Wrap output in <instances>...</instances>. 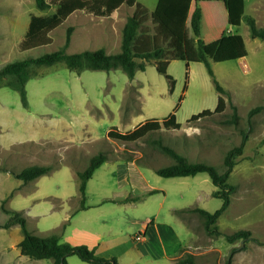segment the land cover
Masks as SVG:
<instances>
[{
	"label": "rangeland",
	"instance_id": "1",
	"mask_svg": "<svg viewBox=\"0 0 264 264\" xmlns=\"http://www.w3.org/2000/svg\"><path fill=\"white\" fill-rule=\"evenodd\" d=\"M48 1L50 6L40 10L35 6L34 0H21V4H18L17 0H0V65L9 60L38 55L61 47L68 26H72L70 34L72 40L66 48L69 53L98 47H104L111 53L119 51L120 34L115 35L111 32L108 38L101 41L90 40L84 35L83 25L94 24L99 18L98 15L85 10H76L67 22L63 21L61 25L50 30L52 40L47 44L21 49L19 40L27 28L29 14H51L57 0ZM137 1L146 6L148 15H152L150 26L153 36L148 42L135 41L133 48L143 51L152 45L162 46L166 52L165 56L170 59L167 72L173 77V86L170 89L168 79L157 71L153 62H149L144 70L137 71L134 83L138 85L139 93L135 87H129L123 99V112L127 109L133 111V119L119 127L127 131L132 129L135 123L146 118L162 119L172 112L175 113L181 126L178 129L162 127L152 130L134 141L105 139L106 142H97L92 153L105 152L103 150L105 148L112 156L115 154L135 158L138 163L150 166L152 170L148 172L151 174V179L154 177L160 181L159 183L168 185L175 179L158 175L154 168L171 164L174 159L163 153L153 140L160 138L164 144L182 154L188 161H204L214 165L218 172H223L225 153L240 143L242 133L245 132L247 138L242 152L235 157V164L227 178V182L233 186L230 202L214 222L219 234L207 233L202 216L194 210H185L192 236L190 239L189 235H181V244L176 251L180 255L174 258L172 263L177 264L178 260L187 257L194 264H226L231 250L236 247L237 249L231 254L229 264H264V40L251 37L244 17L238 26H234L238 33L244 36L246 42L247 55L244 57V62L240 59L211 61L215 77L229 93L223 94L224 109L195 120H187L192 114L204 108L214 109L218 93L204 64L197 56L196 38L190 24L187 23L183 32L179 23H167L157 12L162 10L161 7H166V4H190V0ZM192 4H204L201 37L205 42L216 39L225 33L226 28L233 27L228 22L221 0H195ZM120 9L114 17L115 23L119 20L117 18L129 8L123 5ZM244 14L253 16L256 25L264 27V0H244ZM136 17L140 28H143L144 18L142 19L138 13ZM101 22V28L106 30L109 21L103 19ZM146 24L149 23L146 21ZM169 30L175 32L171 38L168 35ZM58 64L60 71L68 72L63 63ZM35 66H31L34 71L37 70ZM116 72H121L120 76L114 77L118 87L128 77L120 70ZM7 80L8 78H4L0 83H6ZM94 80L98 81L99 78L96 77ZM232 105L236 108L235 121L229 120L233 113ZM257 105H262V108L248 115L249 109ZM109 123L118 124V120L99 121L94 126L89 125V128L94 135H102ZM22 124L23 122H21V133L25 134ZM44 145L38 148L40 152L37 151L38 155L34 158L45 159L44 156L54 154L49 150L51 147L55 150V145L52 143H44ZM23 148L30 152L33 150L30 145ZM21 155V163L18 164L15 159L10 160L8 152L6 154L0 151V257L12 258V264L19 262L17 259L21 257L17 244L22 238V233L18 223L3 227L9 218V213L2 210V203L4 207L18 210L17 213L23 215L26 220L27 229L34 234L45 235L55 231L63 220V211L58 208L50 210L52 203L47 199L64 190L63 177L53 171L49 175L26 182L15 178L13 173L19 171L31 159H27L26 153ZM6 169L10 172H6ZM181 183L183 189L191 191L186 192L187 195L181 205L192 204L210 212L221 206L222 199L211 194L216 186L207 173L199 172L194 176H184ZM165 188L169 194L177 192L171 191L169 185ZM238 229L249 230L251 237L244 243L240 239L228 242L224 234ZM123 239L132 240L126 233L123 238L119 237V243ZM123 251L121 245H118L117 254L113 256L116 264H141L147 261L150 264H165L166 262L163 259L152 261L147 257L136 258ZM32 261L36 264L39 262L54 264L51 258L40 261L32 259ZM66 264L95 263H88L76 254H70L66 256Z\"/></svg>",
	"mask_w": 264,
	"mask_h": 264
},
{
	"label": "crops",
	"instance_id": "2",
	"mask_svg": "<svg viewBox=\"0 0 264 264\" xmlns=\"http://www.w3.org/2000/svg\"><path fill=\"white\" fill-rule=\"evenodd\" d=\"M193 1L195 0H190V4H166V7H161L162 10L157 8V14L167 23H179L184 32L187 23L190 24V16L196 5L192 4ZM17 2L21 4V0ZM123 5L129 9L119 16L117 18L119 20L115 23L114 17ZM198 5L201 9V31L205 9L204 4ZM75 11H72L64 21L67 22ZM136 12L146 20L143 19L145 23L143 28H140L138 23L133 45L135 41L148 42L153 36L150 26L152 15H148L146 6L139 4L137 0L131 6L121 3L109 15H98V20L95 23L92 22L94 24L83 25V33L90 40L101 41L113 32L115 35L120 34L121 40V28L126 16L137 14ZM155 16L157 17L156 14ZM103 19L109 21L106 30L101 28ZM146 21L149 24H146ZM234 32H238L234 26L228 27L219 37ZM174 34V31L169 30V38ZM241 36L245 43L246 54L237 59L244 62L247 46L244 36L242 34ZM71 40L72 36L69 44ZM165 53L162 47L160 58L167 60L169 64L170 59L165 56ZM149 62L154 63V60L146 61L145 67ZM58 63H63L68 72L60 71ZM35 67L37 70L34 71L31 68V77L25 82V105L17 90L0 83V151L6 154L8 152L10 160L15 159L18 164L21 163V153H26L27 159H31L27 160V164L22 168L34 164H50L52 170L44 175L55 171L63 177L64 190L47 198L52 203L50 210L58 208L63 211V220L60 225L67 221L60 235L61 240L72 245L85 244L94 248L95 254L105 258L116 256L117 247L121 245L123 252L134 255L136 258L147 257L152 261L163 259L166 260L165 264H173L172 260L180 255L176 251L181 244V235H189L190 239L192 236V231L187 224V212L181 210L195 206L181 205L187 195L186 192H191L180 186L184 176L172 177L175 180H171L168 185L172 188L171 191L177 192L169 194L165 188L168 185L159 183L160 181L154 177L151 179V174L148 172L151 169L150 166L138 163L135 158L115 154L112 156L107 149L103 148L107 158L87 180L84 207H80L77 172L86 167L89 157L95 153L92 152L97 142L116 140L106 135L111 126H116L120 131H126L119 125L124 126L130 122L133 119V111L127 109L123 112V99L129 87H135L139 93L134 77L141 69H136L133 76L129 77L120 67L70 69L62 61ZM118 70L124 72L128 79L126 78L116 87L114 77L121 75V72H116ZM96 77L99 78L98 81L94 80ZM110 119L118 120V124L109 123L104 134L94 135L90 131L89 125L94 126L99 121L105 122ZM144 120L135 123L134 127ZM21 122H23L25 134L21 133ZM44 143H52L56 146L55 150L53 147L49 150L54 154L44 156L45 159L34 158L38 155L37 151L40 152L38 148H41V145L45 146ZM29 145L33 149L32 152L23 148ZM5 171L10 172L8 169ZM138 232L142 234L140 239L134 237ZM125 233L132 240L124 241L123 239L119 243V237L123 238ZM32 259L21 253V257L17 259L19 262L16 264H36ZM43 259L48 258L33 260ZM51 259L54 263L53 258ZM11 261L10 257H0V264H12ZM141 264L150 263L147 261Z\"/></svg>",
	"mask_w": 264,
	"mask_h": 264
},
{
	"label": "trees",
	"instance_id": "3",
	"mask_svg": "<svg viewBox=\"0 0 264 264\" xmlns=\"http://www.w3.org/2000/svg\"><path fill=\"white\" fill-rule=\"evenodd\" d=\"M227 12V18L232 26H238L245 18L251 37L264 39V27H259L255 23V19L251 15L244 14V0H221ZM135 0H57L55 9L51 14L36 15L30 14L27 28L19 43L21 49H30L39 45L50 42L49 31L59 24L74 10H85L96 15H109L113 9L121 3L133 5ZM35 6L43 10L50 6L48 0H34ZM201 9L199 5H195L190 16V27L196 38L197 56L204 64L209 74L215 90L218 93L217 104L214 109L204 108L198 113L192 114L187 120H195L206 114L220 112L224 109V96L228 95V91L219 83L215 77L211 61H224L229 59H237L246 54V47L243 37L240 33H228L221 37L205 42L201 37L200 31ZM138 18L136 14L126 16L121 28L120 49L114 53H107L103 47L96 49H85L77 52L69 53L66 47L70 41L72 26L66 28L65 39L61 47L40 53L38 55H27L26 57L17 58L6 61L0 66V81L8 78L6 84L19 92L23 105L26 104L25 82L31 77V66L33 65H49L58 61H62L70 69H110L120 67L129 77H132L136 69L143 70L145 62L154 60L157 71L168 79L170 89L173 86V77L167 72L168 61L161 59L162 46L150 47L143 51L133 50V39L135 37ZM140 60V61H138ZM186 76L188 74V63H185ZM233 113L230 121L236 119V108L232 105ZM262 105H257L249 109L248 115L259 111ZM181 126L176 120L175 113L172 112L162 119L149 118L144 120L130 131H120L116 126H111L106 135L116 140L134 141L145 135L147 132L160 128L178 129ZM247 138L245 132L242 133L241 141L238 145L229 149L223 158L225 169L218 172L214 165L204 161H188L182 154L178 153L172 147L164 144L160 138L153 140L156 146L165 154L174 159V162L165 166L156 167L155 172L163 177L176 176H194L199 172H205L210 177L216 189L211 192L213 196L222 199L221 206L210 212L202 207L193 206L186 207L181 210H194L198 212L204 222V229L207 233L219 234V230L214 222L219 215L225 210L230 202V194L233 186L227 182L229 173L234 164L235 157L240 155L244 142ZM107 158L103 152H98L89 157L86 167L77 172L78 191L80 194V207H84L85 185L91 177L93 171L99 167ZM52 170L50 164H34L23 167L19 172H14V177L21 179L23 182L29 181L40 175L48 174ZM128 199V198H125ZM106 200V199H105ZM4 212L9 213L8 220L3 227H8L12 223H18L21 229L22 238L18 242L20 253L27 255L33 259L53 258L54 264H66V256L76 254L81 260L97 263V264H116L114 257L105 258L95 254L94 248H90L85 244L72 245L61 240L67 221L63 222L55 231L45 235L31 233L26 227L25 218L18 214L15 209L4 207ZM228 242H234L237 239L244 243L251 237L250 231L247 229H238L232 233L224 234ZM237 248H233L227 258L226 264L230 263L231 254ZM177 264H194L190 258H181Z\"/></svg>",
	"mask_w": 264,
	"mask_h": 264
},
{
	"label": "built area",
	"instance_id": "4",
	"mask_svg": "<svg viewBox=\"0 0 264 264\" xmlns=\"http://www.w3.org/2000/svg\"><path fill=\"white\" fill-rule=\"evenodd\" d=\"M136 239H140L142 237V234L140 232H138L137 234H135L134 236Z\"/></svg>",
	"mask_w": 264,
	"mask_h": 264
}]
</instances>
